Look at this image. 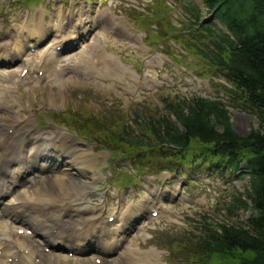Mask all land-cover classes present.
Returning <instances> with one entry per match:
<instances>
[{"label":"rangeland","instance_id":"rangeland-1","mask_svg":"<svg viewBox=\"0 0 264 264\" xmlns=\"http://www.w3.org/2000/svg\"><path fill=\"white\" fill-rule=\"evenodd\" d=\"M190 1H195L200 6L202 20L214 21L213 12H207L200 0H0V12L3 11V15L0 13V35L4 28L11 30L12 25L15 29L28 25L26 29L29 41H40L44 46L33 56L32 63H36L38 58L40 60L31 65L39 67L31 71V77L30 73L26 76L25 65L17 62L16 57L9 64L0 67V84L7 86L4 90L7 93L6 99H3V94L0 99L4 100L2 105H10L6 109L1 107L0 113L7 112L9 116L28 118L32 121L30 128L34 133L55 134L57 131H64L65 139L59 141L64 140L61 147L74 151V156H77L73 163L81 167L80 171L75 168L76 181L88 182L92 186L91 189L86 187L82 195L90 207L85 215H96L104 220H107V214L111 210H115L118 217L122 211L127 215L123 220L126 235L120 237L116 248L108 252L105 260L96 251L85 250L83 253L73 254L71 251L55 249L57 257L49 255L48 262L185 264L186 254L178 249V241L182 242L186 234H190L187 232L198 233L202 215L209 216L214 221L227 220L243 224L250 215V207H239L230 213L223 206L224 200H230L232 193L243 192L248 186L249 177L244 175L243 163L239 170L223 168L216 171L201 162L194 166L173 163L170 169L159 170L162 164L168 163L160 159L155 168L147 166L141 169L142 172L151 170L149 174L140 177L135 173L137 177L134 176V182L129 184L124 182V176L134 173L135 162L117 152L116 157H111L110 150L100 139H93V135L92 138H85L75 128L78 123L73 120L74 115H79V118L83 117L86 121H96L98 117H123L127 122H132L137 112L146 114L157 109L165 113V98L193 92L220 98L225 102L232 126L238 133H247L257 125L253 113L239 109L230 102L220 87L221 84H230L222 76L209 75L212 73L205 72L201 63H197V67L186 64L184 60L174 58L177 61L174 62L170 58L173 52L179 56L184 53L182 45H177L175 42L178 41L172 37L177 34L174 25L178 30L187 26L185 19L189 16L182 5ZM83 10L95 21L102 16L110 18L111 24L118 29L111 31L108 25H100L91 31L92 26L88 25L90 19L88 15L83 16ZM137 14H147L148 22H156L152 27L146 28L156 37L152 36L150 39L148 31L140 27ZM80 15L83 17H79ZM65 22L66 25H63ZM60 25H63L64 34L71 25L73 33L70 36L75 37L83 31L82 26L88 27L89 33L87 35V30L83 31L85 33L78 39L67 44V50L50 59L43 54L48 45L47 37L51 38L48 36L50 27ZM126 31L137 35L139 41L131 42ZM22 32L11 31L15 34L8 37L17 34L21 37L24 34ZM8 37L0 42L11 41ZM179 37L182 38L183 34ZM152 42L155 43L154 46ZM25 49L26 41L22 51L16 55L22 54ZM71 49L74 50L70 51ZM198 70L203 74H197ZM49 159L47 162L51 163V159L55 158ZM64 160L57 163L60 166L51 171H60ZM37 173L34 169L29 170L26 182L35 183L38 180ZM26 182L23 185L16 182L18 186L15 185V188L22 189ZM157 199L161 204L157 201L156 207L153 205L146 210L149 201ZM137 203L143 209L137 208ZM152 207H161L162 211L152 215ZM164 207L167 208L166 211ZM127 208L130 209L128 214ZM139 211L141 212L138 213ZM133 218L139 219L133 221ZM12 224L21 235L23 229L16 221ZM74 224L75 221H72L71 225L77 226ZM112 225L109 223L102 226L98 235L105 238V234L112 231ZM29 236L23 235L33 239L34 234L32 238ZM89 244L95 242L91 239ZM124 246L131 247L125 254H121L126 250Z\"/></svg>","mask_w":264,"mask_h":264},{"label":"trees","instance_id":"trees-1","mask_svg":"<svg viewBox=\"0 0 264 264\" xmlns=\"http://www.w3.org/2000/svg\"><path fill=\"white\" fill-rule=\"evenodd\" d=\"M200 1L207 12L214 10V21L201 19L197 2L182 5L189 16L187 26L178 30L174 25V38L186 52L175 57L187 60L189 54L188 65L201 63L205 72L222 76L230 85L221 84V89L234 106L255 115V127L238 133L225 102L195 92L165 98V113L137 112L132 122L123 117L86 121L79 115L73 120L83 137L100 139L130 157L140 171L155 168L160 159L168 163L159 170L170 169L173 163L200 162L216 171L239 170L243 163L248 186L232 193L223 206L230 213L250 207L246 222L214 221L202 215L198 233L185 232L178 249L186 254L185 264H264V0ZM137 21L151 26L147 14H137Z\"/></svg>","mask_w":264,"mask_h":264},{"label":"bare ground","instance_id":"bare-ground-1","mask_svg":"<svg viewBox=\"0 0 264 264\" xmlns=\"http://www.w3.org/2000/svg\"><path fill=\"white\" fill-rule=\"evenodd\" d=\"M87 29L88 27L84 26L81 28L83 31ZM74 30L78 32L75 27ZM69 33L71 35L73 30L70 29ZM60 40L54 42L63 44L65 36ZM23 47V39L18 34L14 35L11 41L0 42V55L3 54V58L16 55ZM31 70L32 68L29 67L28 73ZM0 93L2 96L1 91ZM9 106L6 103L0 105L5 109ZM31 122L28 118L9 116L7 112L0 113V198L3 199L0 212L7 218L5 220L0 217V250L2 251L0 264H52L53 262L47 261L49 255L54 254L57 257L58 254L54 250L63 247L78 253H83L85 250L96 251L105 260L108 252L116 248L120 237L126 235L124 234L126 230H123L125 228L123 220L127 215L122 211L118 217L115 210L108 212L107 220L100 219L96 215H85L90 207L85 203L82 195L86 187L91 189L92 186L88 182L76 181L74 177L75 168L81 169L73 163L77 154L74 156V151L68 150L64 166H61L57 173L51 170L60 165L46 161L40 163L38 160L40 157L45 160L53 157L42 155L43 151L40 149L43 143L53 145L60 151L56 157H61L65 152L61 150L63 147L57 144L61 139H65L66 134L62 130L55 134L34 133L30 131ZM235 128H237L236 124ZM43 165L45 169H41ZM32 169L38 172V180L33 184L26 182L27 173ZM40 170L45 172L39 173ZM16 182L22 185L26 182V184L19 189L15 188ZM9 195L11 196L8 198ZM68 202L71 204H67ZM126 212L128 214L130 209L127 208ZM109 216H113V220H109ZM12 221L18 222L19 227L23 228L22 235L15 231ZM72 221H75L77 226L72 227ZM109 223L114 226L112 225L109 234H105L107 238L98 235V244L87 247L86 238ZM29 228L34 234L33 239L23 237L31 231L28 230ZM46 247L49 248L48 251L45 250ZM130 247L127 246L121 254H125Z\"/></svg>","mask_w":264,"mask_h":264}]
</instances>
